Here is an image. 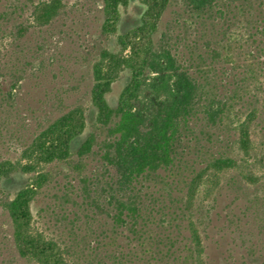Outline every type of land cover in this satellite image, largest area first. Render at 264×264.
Instances as JSON below:
<instances>
[{"label": "trees", "instance_id": "trees-1", "mask_svg": "<svg viewBox=\"0 0 264 264\" xmlns=\"http://www.w3.org/2000/svg\"><path fill=\"white\" fill-rule=\"evenodd\" d=\"M103 1L102 30L109 37L117 31L120 7H126L129 0ZM140 1L146 11L138 26L119 39L118 51L104 48L93 65L90 99L96 121L81 146L73 150L87 129V109L79 105L48 123L18 160L0 161V182L12 174L31 177L5 204L18 251L29 261L71 264L66 257L69 249L64 252L56 240L34 227L32 205L52 183L54 175L46 167L54 164L66 166L89 184V166L100 157L102 179L111 169L116 172L111 182H97L102 183L101 190L113 208V233L144 247L147 241L155 242L152 226L174 227L182 236L185 231V255L181 253L185 264H205L203 233L194 214L202 188L218 186L221 175L229 171H239L251 184L264 178L254 173L258 166L264 171V152L256 153L253 140L264 114V0H181L188 17L183 22L187 34L197 26L190 32L197 34L196 40L187 43L183 53L171 28L162 33L155 50V36L174 0ZM29 2L26 23L9 32L0 30L4 33L0 45L4 37L19 41L31 29L50 26L66 8L63 0ZM125 71L130 72V81L113 107L107 97ZM149 86H163L168 101L162 121L143 131L134 109ZM232 132L236 136L232 142L222 140ZM202 137L226 147L204 153ZM193 147L200 162L189 160ZM177 183L184 190L182 196L174 197ZM166 238L171 251L177 238L172 233ZM163 243L159 240L155 248ZM120 259L126 264L133 261L126 255Z\"/></svg>", "mask_w": 264, "mask_h": 264}, {"label": "rangeland", "instance_id": "rangeland-1", "mask_svg": "<svg viewBox=\"0 0 264 264\" xmlns=\"http://www.w3.org/2000/svg\"><path fill=\"white\" fill-rule=\"evenodd\" d=\"M63 2L66 8L50 26L31 29L19 41L5 39L4 36L1 41L0 161L18 160L48 123L79 105L87 109V129L73 144V150L81 146L96 121L97 112L90 99L93 65L104 48L110 51L120 49L119 39L138 26L146 11L140 0H129L126 7H120L116 33L107 37L102 30L103 0ZM29 4V0H0V30L9 32L16 25L26 23ZM184 19L188 17L181 0H174L155 36V50L160 47L157 42L162 33L171 28L174 37L180 41L181 53L187 52L185 45L196 40L197 34L190 32L197 26L194 25L187 34L183 27ZM232 30V34L236 35V27ZM2 34L0 32V37ZM129 81L130 72L125 71L114 83L107 97L111 106L118 105ZM167 101L163 86H149L142 92L134 112L139 114L137 118L143 131L162 121ZM257 125L253 140L256 153H263L264 114ZM213 133L218 135L215 130ZM235 137L232 132L222 136V140L232 142ZM200 140L205 144L204 153L207 150L214 154L226 147L225 143L219 144L215 139L214 144L203 137ZM195 149L193 147V153L189 154V160L200 162ZM95 151L99 153L98 146ZM96 160H90L92 163L87 172L91 181L89 184L82 183L76 172L62 164L46 167L54 178L32 205L35 229L56 240L64 252L69 249L66 257L71 264H126L125 261L121 263L124 259H120L124 255L133 260L128 264H185L182 255H185V236L188 233L184 228L182 236L174 227L158 229L152 226L155 242L150 244L147 241L144 247L138 242H128L122 234L113 233L116 223L111 217L113 213L110 210L113 208H109L108 196L101 190L102 183L97 184L98 179H102L103 162L100 157ZM239 173L229 171L222 174L218 186L212 188V184L205 185L206 188L203 187L199 194L194 214L203 233L205 264H264V178L258 184H251ZM254 173L262 176L263 168L258 166ZM115 174V170L111 169L102 181L111 182ZM30 180V176L12 174L0 182V264H37L20 255L13 223L5 208L7 200ZM183 190V185L177 183L174 197L182 196ZM206 190L209 191L207 195ZM159 191L158 188L153 190L155 194ZM171 233L177 241L170 251L166 237ZM159 240L164 243L157 249L155 243L158 244Z\"/></svg>", "mask_w": 264, "mask_h": 264}]
</instances>
